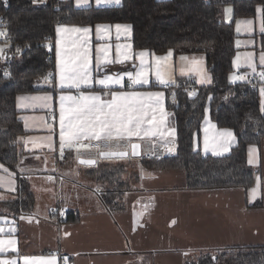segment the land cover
Segmentation results:
<instances>
[{
	"label": "crops",
	"instance_id": "1",
	"mask_svg": "<svg viewBox=\"0 0 264 264\" xmlns=\"http://www.w3.org/2000/svg\"><path fill=\"white\" fill-rule=\"evenodd\" d=\"M77 8L86 7H110L119 6L122 0L117 3L97 5L96 0H88L87 3H77L72 0ZM40 3H43L40 2ZM227 6V5H226ZM258 8V7H257ZM225 20L232 16L230 12H225ZM224 15V14H223ZM262 12L256 13L251 18H238L235 22V47L241 56L245 53H252V61L256 66V72L247 67L243 60L234 65L236 71L242 69L247 79L258 76L264 66L261 65L260 56L264 53V32L260 31ZM229 20V21H230ZM253 21L250 31H244L243 27L238 33L236 31L237 21ZM108 25L107 31L101 30L99 35L96 32V25ZM116 24L130 25L129 23H96L92 26H76L80 28L89 27L91 48H92V75L100 79L105 76L123 77L122 84L112 85L115 91H161L164 93V105L166 100V90L154 75H149V83L137 85L129 89L126 85L130 83L126 73L135 74L139 70V60L129 59L123 63H117L116 45H131L127 50L133 54L146 51L149 55L145 57L151 63L152 56H165L155 54L148 49H135L132 42V26L128 32L121 31L120 38L117 39L115 29ZM58 26V25H57ZM56 26V28H57ZM55 37L53 40L54 50V78L53 85L46 82L45 78L40 85L51 87L52 90L36 91L33 93H22L16 96L15 105L25 134L18 138L22 155L17 164V170L28 184L29 191L33 194L34 204L29 213L14 214L5 205L6 202L14 200L17 191V178L13 173L12 179L15 181L14 190H10L7 185L0 187V226L8 229H15L11 233L18 241V254L5 253L3 258L16 257L18 264H23L19 256H56V264H64L63 258H69L68 264H185L203 250H215L229 247H257L264 246V139L259 146H250L247 150V161H249L250 150L254 162L250 164L253 168H260V194L255 200L250 201V189L239 187L214 188L206 190H191L185 187V172L182 170H156L143 167L139 158L130 155L123 160H112L116 158H100L95 152L84 153L85 158H96L98 165L102 162L112 165L123 164L125 167V178L127 179V190L118 201V209L108 211L102 204L99 191L100 186L96 178L89 176L87 172L91 166L80 165L76 159V153L67 159H58L57 150L59 148V96L61 90L55 87L56 80V54ZM239 41V45H237ZM108 45L109 59L112 63H104L103 53L100 54V63H96V48ZM172 51V50H171ZM168 60V75L172 80L179 78H192L197 85H210L211 74L206 68L204 54H176ZM235 54L233 60L237 57ZM2 58H6V52H0ZM187 57V60H181ZM195 58L199 66L207 73L210 82L197 83L198 76L189 73L181 74V69H187ZM107 68V71H103ZM233 76H235L233 74ZM232 80V79H231ZM171 84V83H169ZM100 85L93 84V91H100ZM75 90L65 89L64 93ZM49 95L52 100L49 107L41 104L29 107H20L23 101L18 97H35ZM264 97H260L262 105ZM166 108V105H165ZM207 111V121L205 115L200 127L199 137H195V149L203 155H225L236 144L234 132L229 128H219L209 117ZM168 127L175 129L174 136L167 137V144L159 138L155 141L163 145L165 156H173L176 153V126L172 113L167 110ZM53 117L56 119L53 120ZM24 118H28L27 121ZM27 123L28 127L25 126ZM47 124L55 125V132H50ZM214 125L215 127H212ZM207 128L208 135H219L224 129H229L233 133V141L227 152L213 154L212 151H204V129ZM53 137V147H34V138L37 144H42L41 140L47 136ZM147 140H133L141 144L140 151L144 150ZM168 147H174V151L169 152ZM127 148V147H126ZM127 150L130 152V146ZM122 150V151H123ZM133 159V160H132ZM1 165V164H0ZM5 167V166H4ZM6 168V167H5ZM150 174V175H149ZM0 175L7 176L3 169ZM53 177L49 180L48 177ZM152 197L151 207L143 216L137 214L142 210L143 204ZM256 201L262 206L253 207ZM52 209L74 211L78 214L77 221L58 222L54 214H50ZM21 217H24L21 219ZM176 223L173 224L172 221ZM69 235L65 236V233Z\"/></svg>",
	"mask_w": 264,
	"mask_h": 264
},
{
	"label": "trees",
	"instance_id": "2",
	"mask_svg": "<svg viewBox=\"0 0 264 264\" xmlns=\"http://www.w3.org/2000/svg\"><path fill=\"white\" fill-rule=\"evenodd\" d=\"M226 5L232 7L230 21L222 18ZM257 7L264 9V0H122L119 6L86 8L75 7L72 0H0V30L7 33L6 38L0 37L2 52L7 53L6 58L0 56V164L16 174L18 183L16 197L6 207L14 214L33 208V194L17 170L22 155L18 138L26 132L15 100L18 94L52 90L40 83L51 74L49 84L53 85L52 44L56 26L63 24L129 23L135 49L204 54L210 85L179 78L165 89V105L175 119L176 153L160 160L139 158V162L149 169L184 171L185 187L191 190L253 187L260 168L249 164L247 150L264 139L261 92L247 80L230 77L242 70L235 72L233 66L238 51L235 22L254 16ZM190 92L195 94L190 96ZM206 108L217 127L235 134L236 144L225 155H203L194 148ZM71 154L68 151L64 159ZM89 169L87 174L99 183L105 209H118L128 189L124 165L102 162ZM257 206L262 203L256 201L253 207ZM54 217L60 223L74 222L78 214L68 211L62 218ZM185 264H264V246L203 250Z\"/></svg>",
	"mask_w": 264,
	"mask_h": 264
},
{
	"label": "snow or ice",
	"instance_id": "3",
	"mask_svg": "<svg viewBox=\"0 0 264 264\" xmlns=\"http://www.w3.org/2000/svg\"><path fill=\"white\" fill-rule=\"evenodd\" d=\"M88 0H77V3H87ZM120 0H96L97 5L119 3ZM230 11V10H226ZM257 12H264V9L257 8ZM253 21H237L236 31L239 33L243 27L244 31H250V26ZM117 39L120 38L121 31L128 32L130 25L116 24L115 26ZM108 25H96L97 35L101 30L107 31ZM91 29L89 27H76L58 25L56 28L55 54H56V80L55 87L61 90L59 96V150L63 156L65 149L75 151L77 162L80 165L91 166L97 161L96 158H85L84 153L95 152L99 158L107 159L112 157L124 158L129 155L127 150H114L121 145L130 146L131 155H140V143L132 141L149 140L155 141L157 138L163 140L167 144V137L174 136L175 129L168 127V113L164 105V93L161 91H115L112 85L122 84L123 77L105 76L97 79L92 75V48L89 38ZM260 31L264 32V18L261 19ZM0 37H7L6 30H0ZM237 41V45H239ZM7 45H5L6 47ZM108 45L98 46L96 48V63H100V54L103 53L104 63H112L109 59ZM131 45H116V60L117 63H123L129 59L139 60V70L133 74L126 73L128 83L126 86L133 89L137 85H146L149 83V75H154L161 85L174 83L168 75V60L173 55L172 51L165 56H152L151 63L145 59L149 54L146 51H140L133 54L127 50ZM3 48L0 47V52ZM19 51V49H17ZM181 60H187V57H181ZM243 62L249 67L253 73L256 72V66L252 61V53H245L241 56L237 53V57L233 60V64L237 65L238 61ZM261 65L264 66V53L260 56ZM195 74L199 77L197 83L210 82L207 73L199 66V62L193 58L191 66L187 69L182 68L181 74ZM5 75H8L5 72ZM261 81H264V70L258 73ZM49 77H45L46 82H51ZM230 79L244 80L247 75L231 76ZM93 84L100 85V91H93ZM65 89L75 90L64 93ZM261 96L264 97V87L260 89ZM195 93L190 92L189 95ZM19 101H23L20 107H29L41 104L44 107H49V102L52 97L49 95L35 97H18ZM207 109H205V120L207 121ZM261 111L264 112V100H262ZM26 121L28 118H24ZM56 118L53 117V120ZM28 127L27 123L25 124ZM46 127L50 132H55L54 124H47ZM212 127H215L212 125ZM208 129L205 128L204 136V151H212L213 154H220L217 150L227 152L234 137L229 129H224L220 134L209 136ZM33 141L34 147H53V137L47 136L41 138L44 143L37 144L34 138H29ZM195 147V145H194ZM169 152L174 151V147H168ZM249 164L254 162L252 150L249 154ZM7 176L0 175V187L7 185L10 190H14L15 181L12 179L13 173H10L7 168L0 165ZM150 175V174H149ZM49 180L53 177L49 176ZM249 200H255L260 194V178L257 177V184L249 190ZM152 197L148 198V202L143 204L142 210L137 214L143 216L151 207ZM63 214V213H61ZM24 217H21L23 219ZM6 219V218H0ZM176 223L175 220L172 221ZM5 228L0 226V264H18L16 257L3 258L5 253L18 254V241L11 234L15 229H8V234H5ZM69 235L67 232L65 236ZM19 260L23 264H56V256H19ZM69 258H63L64 264H68Z\"/></svg>",
	"mask_w": 264,
	"mask_h": 264
},
{
	"label": "built area",
	"instance_id": "4",
	"mask_svg": "<svg viewBox=\"0 0 264 264\" xmlns=\"http://www.w3.org/2000/svg\"><path fill=\"white\" fill-rule=\"evenodd\" d=\"M243 76V72L241 71H238V73L236 74V76ZM246 80V79H244ZM247 82L249 83V85H254L257 86L259 89H261L262 87H264V81H261L260 77L258 76H255L253 77V79H248ZM162 88L165 90L168 88V84L167 85H163ZM194 88H189L190 91H193ZM144 150L141 151V156L140 158H144L146 160H160L162 158L165 157V150H164V147L161 143L159 142H156V141H149L147 140L146 143L144 144ZM127 149L125 145H121L119 146V148H115L114 147V150H123V149ZM70 149H65L64 150V153H63V156H61V153H60V150L58 148L57 150V157L58 159L62 160L65 158V155L66 153L69 151ZM75 152V151H74ZM63 213V214H61ZM50 214H58L59 217H63L64 214H65V211L64 210H57V209H52L50 211Z\"/></svg>",
	"mask_w": 264,
	"mask_h": 264
},
{
	"label": "rangeland",
	"instance_id": "5",
	"mask_svg": "<svg viewBox=\"0 0 264 264\" xmlns=\"http://www.w3.org/2000/svg\"><path fill=\"white\" fill-rule=\"evenodd\" d=\"M230 8H231V6L230 5H227V6H225V12H227V14H228V12H230V11H226V10H230ZM225 14L226 13H224V15L222 16V18L223 19H226L224 16H225ZM227 19H228V21L230 20V18H228L227 17ZM0 47H2L1 45H0ZM127 158V157H126ZM126 158H116V159H112L113 161L114 160H123V159H126ZM100 158H98L97 160H99ZM133 160V159H132Z\"/></svg>",
	"mask_w": 264,
	"mask_h": 264
},
{
	"label": "water",
	"instance_id": "6",
	"mask_svg": "<svg viewBox=\"0 0 264 264\" xmlns=\"http://www.w3.org/2000/svg\"><path fill=\"white\" fill-rule=\"evenodd\" d=\"M133 143H138V142H133ZM120 151H122V150H120ZM139 152H140V155H138V156H133V155H131V148H130V152L128 151V153H129V155L131 156V157H134V158H139L140 156H141V151H140V149H139ZM128 155V156H129ZM127 156V157H128ZM112 158H118V157H112Z\"/></svg>",
	"mask_w": 264,
	"mask_h": 264
}]
</instances>
